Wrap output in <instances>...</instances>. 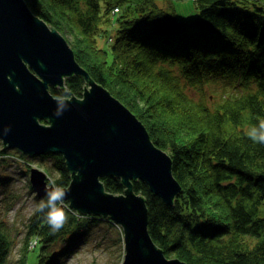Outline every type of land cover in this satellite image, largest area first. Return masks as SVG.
Here are the masks:
<instances>
[{"label": "trees", "instance_id": "16d2710c", "mask_svg": "<svg viewBox=\"0 0 264 264\" xmlns=\"http://www.w3.org/2000/svg\"><path fill=\"white\" fill-rule=\"evenodd\" d=\"M26 1L48 24L71 35L75 59L171 156L182 186L172 204L143 180L131 181L145 198L154 242L187 264H264V215L257 214L264 201V144L247 135L264 119V0H192L197 12L182 15L174 0L164 7L157 0ZM104 18L115 22L117 32L98 47ZM64 80V87L51 86L50 92L82 96L88 84L81 74ZM216 81L225 93L210 106L195 94ZM45 156L53 159L55 185H68L71 172L63 155L39 154ZM101 180L107 191L125 189L119 176ZM63 208L67 221L59 231L33 211L25 238L36 235L42 244L31 261L26 245L21 264H48L56 253L45 250L47 243L63 232L81 235L86 217H100ZM12 240L0 218V264L7 263Z\"/></svg>", "mask_w": 264, "mask_h": 264}, {"label": "water", "instance_id": "95a60500", "mask_svg": "<svg viewBox=\"0 0 264 264\" xmlns=\"http://www.w3.org/2000/svg\"><path fill=\"white\" fill-rule=\"evenodd\" d=\"M66 37L35 14L26 0H0V138L3 147L39 155L61 153L71 172L69 206L79 214L110 217L121 225L120 264H187L167 256L147 229V205L133 189L141 179L164 203L172 204L181 184L169 153L157 146L145 124L75 59ZM81 74L82 96H55L50 87ZM60 115H57V112ZM46 119V121H45ZM10 130L4 134V128ZM119 176L125 189L107 191L102 176ZM46 172L30 168L38 197L52 187Z\"/></svg>", "mask_w": 264, "mask_h": 264}, {"label": "rangeland", "instance_id": "374dc122", "mask_svg": "<svg viewBox=\"0 0 264 264\" xmlns=\"http://www.w3.org/2000/svg\"><path fill=\"white\" fill-rule=\"evenodd\" d=\"M156 2L162 7L168 4V0L167 2L166 0H157ZM174 3L177 9L176 12L180 15L187 14L188 10L197 12L193 8L192 0H174ZM113 23L111 19L109 22L106 18L102 20L104 31L101 28L99 31V33L102 32L101 35L96 32V37H98L96 39V46L103 47L106 46V42L112 41L113 35L117 32L115 29L116 25ZM63 35L71 45V35L68 33ZM222 93H225V91L222 89L220 83L216 81L207 83L204 86V94L200 95L201 93H198L195 95L198 98L204 97L208 105L214 106V104L221 100ZM160 102L158 103L159 107L161 106ZM0 148L5 149V152L0 154V218L5 223L8 233L13 237V244L11 250H9L6 264H21L22 250H25L26 245L31 247L28 251L29 261H31L36 258L40 244H42L36 235L30 237L29 240L25 238L26 227L29 222L28 218H30L44 197H38L31 186L28 177L30 175V168L36 166L44 170L49 182H53L57 172L52 165L53 159L51 156L39 157V155L22 153L14 147L5 148L3 147L1 138ZM66 201L68 202V200L64 199L63 207L66 205L71 208L69 202L66 204ZM257 208L258 216L264 215V201ZM94 216L100 217L97 221L92 220L91 217H86L88 218V226L82 228L83 232L81 235L78 234V236L74 237L76 233L63 232L53 242L47 243L45 250L52 254L56 253L53 261L50 260L48 264L121 263L124 256L121 225L111 221L108 216ZM252 241L249 240V242Z\"/></svg>", "mask_w": 264, "mask_h": 264}, {"label": "clouds", "instance_id": "9594fccd", "mask_svg": "<svg viewBox=\"0 0 264 264\" xmlns=\"http://www.w3.org/2000/svg\"><path fill=\"white\" fill-rule=\"evenodd\" d=\"M56 114L60 115L61 113L58 111ZM9 130L10 128L5 127L4 134H7ZM247 135L253 142L264 144V119L259 121L258 126L251 127ZM66 195L67 193L61 187L52 182V187L46 191V199L42 200L36 208V211L43 215L53 231H59L67 221V215L63 208Z\"/></svg>", "mask_w": 264, "mask_h": 264}, {"label": "built area", "instance_id": "2783aa9c", "mask_svg": "<svg viewBox=\"0 0 264 264\" xmlns=\"http://www.w3.org/2000/svg\"><path fill=\"white\" fill-rule=\"evenodd\" d=\"M114 10L117 11V7H115Z\"/></svg>", "mask_w": 264, "mask_h": 264}]
</instances>
